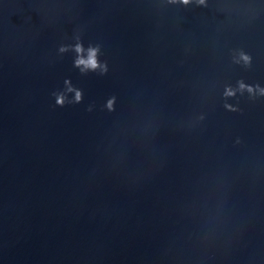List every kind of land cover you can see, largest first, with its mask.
Returning a JSON list of instances; mask_svg holds the SVG:
<instances>
[{
  "label": "water",
  "instance_id": "water-1",
  "mask_svg": "<svg viewBox=\"0 0 264 264\" xmlns=\"http://www.w3.org/2000/svg\"><path fill=\"white\" fill-rule=\"evenodd\" d=\"M262 90L264 0H0V264H264Z\"/></svg>",
  "mask_w": 264,
  "mask_h": 264
},
{
  "label": "clouds",
  "instance_id": "clouds-1",
  "mask_svg": "<svg viewBox=\"0 0 264 264\" xmlns=\"http://www.w3.org/2000/svg\"><path fill=\"white\" fill-rule=\"evenodd\" d=\"M169 3L171 4H183V5H188L189 3H192L193 0H168ZM195 2L198 5H204L206 3V0H195ZM74 49L77 51L79 54L74 61L75 65L81 69V71H87V70H95L98 68V63H97V52H98V46H90L87 49V55H83L84 49L82 46V43L79 41V38H77V44L73 46ZM68 50V46L61 45L58 51L65 52ZM247 59V57H245ZM107 68L105 66L104 71H106ZM264 92V90H262ZM230 94V93H229ZM80 99V94L77 93L76 95V100L78 101ZM58 102H61L58 100Z\"/></svg>",
  "mask_w": 264,
  "mask_h": 264
}]
</instances>
